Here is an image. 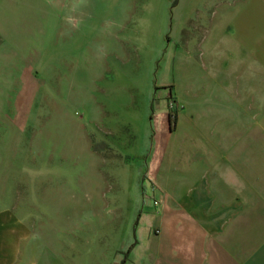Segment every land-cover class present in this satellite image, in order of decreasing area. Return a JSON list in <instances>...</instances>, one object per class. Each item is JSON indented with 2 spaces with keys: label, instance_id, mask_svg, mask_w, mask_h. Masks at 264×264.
Wrapping results in <instances>:
<instances>
[{
  "label": "rangeland",
  "instance_id": "374dc122",
  "mask_svg": "<svg viewBox=\"0 0 264 264\" xmlns=\"http://www.w3.org/2000/svg\"><path fill=\"white\" fill-rule=\"evenodd\" d=\"M76 1L0 0V230L81 234L89 253L137 230L139 264L194 161L192 74L213 66L214 29L177 1Z\"/></svg>",
  "mask_w": 264,
  "mask_h": 264
},
{
  "label": "crops",
  "instance_id": "0c3cea01",
  "mask_svg": "<svg viewBox=\"0 0 264 264\" xmlns=\"http://www.w3.org/2000/svg\"><path fill=\"white\" fill-rule=\"evenodd\" d=\"M167 1L190 6L199 26L210 23L213 66L192 74L194 161L179 172L176 204L157 206L159 230H149L138 263L264 264V0ZM133 231V242L125 243L128 230H113L89 253L81 234L31 240L29 230H0V264H135Z\"/></svg>",
  "mask_w": 264,
  "mask_h": 264
},
{
  "label": "trees",
  "instance_id": "16d2710c",
  "mask_svg": "<svg viewBox=\"0 0 264 264\" xmlns=\"http://www.w3.org/2000/svg\"><path fill=\"white\" fill-rule=\"evenodd\" d=\"M169 121H170V130L171 131H174V127L175 125L177 124V116L174 114V111L170 112L169 113ZM136 245L133 246V248L135 247ZM132 250H129L127 253H126V256H130ZM122 264H125V262H122Z\"/></svg>",
  "mask_w": 264,
  "mask_h": 264
},
{
  "label": "built area",
  "instance_id": "2783aa9c",
  "mask_svg": "<svg viewBox=\"0 0 264 264\" xmlns=\"http://www.w3.org/2000/svg\"><path fill=\"white\" fill-rule=\"evenodd\" d=\"M155 204H156V206H157V205H159V203H158V202H156Z\"/></svg>",
  "mask_w": 264,
  "mask_h": 264
}]
</instances>
